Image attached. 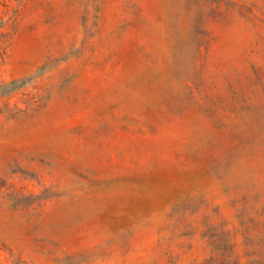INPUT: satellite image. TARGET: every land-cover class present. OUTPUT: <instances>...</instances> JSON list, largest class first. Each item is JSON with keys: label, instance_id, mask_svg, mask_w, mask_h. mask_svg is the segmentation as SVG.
Segmentation results:
<instances>
[{"label": "rangeland", "instance_id": "rangeland-1", "mask_svg": "<svg viewBox=\"0 0 264 264\" xmlns=\"http://www.w3.org/2000/svg\"><path fill=\"white\" fill-rule=\"evenodd\" d=\"M0 264H264V0H0Z\"/></svg>", "mask_w": 264, "mask_h": 264}]
</instances>
